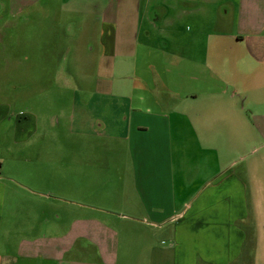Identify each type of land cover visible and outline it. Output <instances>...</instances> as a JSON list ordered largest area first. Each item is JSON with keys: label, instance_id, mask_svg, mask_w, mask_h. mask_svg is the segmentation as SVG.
Here are the masks:
<instances>
[{"label": "crops", "instance_id": "crops-1", "mask_svg": "<svg viewBox=\"0 0 264 264\" xmlns=\"http://www.w3.org/2000/svg\"><path fill=\"white\" fill-rule=\"evenodd\" d=\"M0 32L17 46L0 74L19 72L26 46L42 99L3 131L15 148H0V264H260L256 219L243 227L256 170L218 164L213 144L254 130L264 0H0ZM51 34L61 62L36 67ZM53 90L71 94L58 111L71 132L100 145L90 162L82 141L76 163L66 150L52 162ZM10 112L0 103V120Z\"/></svg>", "mask_w": 264, "mask_h": 264}, {"label": "rangeland", "instance_id": "rangeland-1", "mask_svg": "<svg viewBox=\"0 0 264 264\" xmlns=\"http://www.w3.org/2000/svg\"><path fill=\"white\" fill-rule=\"evenodd\" d=\"M69 32L71 33V36L73 39L79 38L77 36V29L75 28H69ZM51 31H58V29H52ZM10 35V34H9ZM0 36H2V33L0 32ZM55 34H51L52 43L43 45L42 49L40 50L41 53H52L50 55L51 60L46 61L45 63L39 62L36 60L38 65L36 67L39 68H45L48 70L54 69L59 66L61 60L56 58V54L60 55V51L63 49H59L60 44L55 42ZM1 46H5V48H1ZM69 46L72 48V44L69 43ZM25 47L26 51L27 48ZM35 47L39 48V45L36 44ZM17 49V46L12 41L10 43H0V53H6L9 55H13ZM22 47L19 48L17 55V62H18V69L17 71L16 67L13 68L12 73H8L5 75L0 74V88H3V91H0V103L2 102H10L11 103V111L5 120H0V148L3 149L7 147L8 145L14 149L15 147L11 145L9 139L4 138V129L9 126L10 123L14 121V114L23 113L27 110L25 106L28 105L29 99L32 98L33 101H40V95L37 92H34L32 89L31 91H28V77L24 75L23 71L25 69L30 68L31 64L35 61L29 60L27 62V59H22L24 56H26V53H23L25 51ZM28 52V51H27ZM5 55H0V70L5 69L8 66L7 61H5L6 57ZM46 65L45 67L42 66ZM15 65V63H14ZM67 66H71L75 68L76 66V59L70 58V55L67 59ZM65 65V66H66ZM13 64H10L9 67H12ZM90 69V68H89ZM16 71V72H14ZM85 72H87L85 70ZM90 76L85 77L88 81L90 79L94 80L95 76L91 73H89ZM49 79V77H48ZM50 82H53L49 80ZM257 82H258V89L255 92L250 93L249 100H244V112L245 116L250 118L251 127L254 130H244L243 134L240 138L235 141V139H228L225 141H218L216 144L217 150L220 155V160L218 164H230L231 170L239 172L241 175L245 173V167H252L256 171H254V175H256V179L258 180L259 184L257 188H254V203L249 205L248 208V219L244 221L243 227L246 228L247 226L250 227V224L252 223V216L256 219L255 224L253 225L254 231L256 232V245H258L259 248V263L264 264V257L263 249H264V70L260 69L258 71L257 76ZM47 84V83H46ZM17 86L18 88L16 90H9V86ZM33 94V96H31ZM41 94V93H40ZM36 96L37 100L33 99V97ZM45 97L52 99V105L50 104V110L52 111V116L55 118L53 119V125L55 127H51L50 133H60L58 134L56 139L49 142H46L48 144V147L52 150V162H56L57 158H59V153H63V150H66L67 154V163H76V155H75V149L77 146V141H82L85 144L88 156L85 157L87 162H90L91 159V150L92 147L97 145V147H100L99 144L96 143L95 139L91 138H84L77 137V135H74L75 133L71 132L74 129L72 128L70 122L68 121V115L65 116L59 115V110L64 109L67 110L70 109V103H71V94L67 93L65 95L64 93H60L59 91H51L50 93H45ZM245 97H243L244 99ZM251 99L254 103V106L251 104ZM56 106V107H55ZM252 112L254 115H251ZM53 118V117H52ZM229 130V127H228ZM68 133V134H63ZM73 134V135H70ZM229 134V131H228ZM230 135V134H229ZM3 138V139H2ZM59 142L65 143V147L59 146ZM119 147V146H118ZM61 149V150H60ZM61 151V152H60ZM26 154V153H25ZM215 165V163H213ZM229 166V165H228ZM251 173H249L250 177ZM127 176V175H126ZM248 177V178H249ZM6 184V182H5ZM9 188L11 186L9 184H6ZM10 191V190H8ZM7 194H10V192H7ZM250 231V230H249ZM253 231V230H252ZM168 243L161 244L162 247L167 246ZM263 255V256H262Z\"/></svg>", "mask_w": 264, "mask_h": 264}]
</instances>
